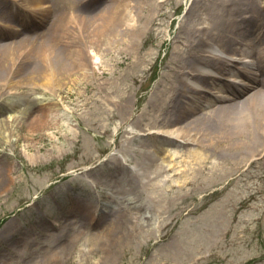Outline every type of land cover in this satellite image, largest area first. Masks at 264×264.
I'll return each mask as SVG.
<instances>
[{
	"label": "rangeland",
	"instance_id": "374dc122",
	"mask_svg": "<svg viewBox=\"0 0 264 264\" xmlns=\"http://www.w3.org/2000/svg\"><path fill=\"white\" fill-rule=\"evenodd\" d=\"M50 3L44 24L28 23L27 31L18 25L21 34L0 44L21 41L31 30L47 40L67 10L84 15L87 27L117 5L125 17L116 26L133 30L123 36L128 43L101 35L86 76L65 67L45 84L33 78L31 61L9 83L0 78V119L15 116L7 122L12 131L0 129V264H264V154L246 161L256 132L246 133L239 147L209 142L224 117L211 111L221 104L213 101L178 112L193 142L165 143L153 134L174 118L168 96L183 87L179 70L225 25L249 30L254 43L256 30H264V0ZM259 38L264 46V31ZM45 102L55 115L29 128ZM148 152L154 177L143 172ZM133 176L141 177L132 186L120 181Z\"/></svg>",
	"mask_w": 264,
	"mask_h": 264
},
{
	"label": "bare ground",
	"instance_id": "6f19581e",
	"mask_svg": "<svg viewBox=\"0 0 264 264\" xmlns=\"http://www.w3.org/2000/svg\"><path fill=\"white\" fill-rule=\"evenodd\" d=\"M0 3H2V5L0 4V8L4 9H0V37L11 35L13 33L21 34L16 25H21L22 31L29 30L26 28L27 18L34 20L35 24H44L43 22L46 21L48 13L52 10L50 0H0ZM74 11L75 10H67L63 12V14L61 13L62 16L60 15L61 18L59 21L57 20L53 31L50 29L47 40H44L46 36L44 32L51 27L50 25L49 27L44 26V34H41L36 30H31L28 34L24 33L26 35L20 38L21 41L11 40L7 43L0 44V71L1 68L3 69V72H0V78L4 77L3 79L9 83L14 76L18 75L21 66L31 61H36V64L31 70V73L35 72L33 78H37V81H42L45 84L53 82L58 71L65 67L68 71L74 69V72L86 76L88 74L87 66L91 58H96V54H98L101 49L100 41H102V36L107 35V38L113 43L118 40L128 43V41L125 42V39L127 38L123 36H126L129 31H132L133 27L122 28L121 25L116 26L117 19L120 18L121 15L124 16V9H119L118 6L115 5L106 13V15L102 14L100 17L93 18L90 25L87 27H84L83 24L84 15L74 13ZM6 12H8L9 15H12L14 19L3 17V14ZM36 26L37 25H35V27ZM119 27L122 28V30H120ZM227 28H224V32L221 34L222 36L218 37L214 33H211V36H208V38L211 37V40L219 45L217 47L221 49L224 48L225 52L230 51L229 53L253 58L224 60L228 63V65H224V76L218 78L214 74L211 75L208 80V84H210L209 81L213 82V79L220 81L221 85L219 89L220 93L217 94L218 97L210 99V97H208L210 92H208L207 97L203 99V91H201V89H197L195 94L192 92V88L194 89L193 85H196V81L201 78L196 71L197 64L201 62L202 58H206L207 62L211 64L213 69H216V67L220 68L217 64L221 63L215 57V54L211 53V50L218 51L217 47L210 45L209 47L211 50L207 51L199 46V50L193 58V61H190L191 65L179 70V74L184 78V84L181 88H174L176 97L173 101L175 102L173 108L175 106V110H179L180 108H183L182 106H185L188 109L187 112H195L198 111L197 109L208 107L213 101H220L221 104L216 108H213L211 111L220 110L221 112H224V117H221L222 123L219 124L215 130L209 132V142L214 144L223 143L224 146L233 143L239 147L244 140L245 134H251V132L255 131L258 140L256 141V139H253L246 144L247 147L251 148L255 145L254 150L246 159V161H249L251 159H257L261 154H264V56L257 54L254 59L253 52L234 46L235 43H238L237 41L242 36V33L236 31L238 29L237 27H230L235 30ZM125 29L129 30L126 31ZM208 33L209 32L205 35L207 36ZM110 35L113 36L111 37ZM118 36L122 37L117 38ZM223 36L228 37L222 38ZM213 37L216 40H213ZM206 40V38H202L203 42H206ZM202 41H199V43L201 44ZM87 43L92 44L93 47L90 49L91 51H87ZM58 46L62 47L63 50H60ZM256 48L257 51L260 52V47L256 46ZM83 50H86L85 54L83 53ZM205 51L209 53H205ZM238 64H243L245 67L253 70H260L259 75H262V77L258 78L257 71L253 70L248 71L251 76H247L237 68ZM179 68H183V66H180ZM1 75L3 76L1 77ZM240 76H243V78L240 79ZM237 78L240 79V81H237ZM246 78L249 79L251 83L255 84V89L251 91L249 95L247 93L252 89L250 86L252 84L245 82L244 79ZM56 79L58 80V77ZM16 81H22V79L16 78ZM230 81L242 88H236ZM243 86L248 87L246 88ZM203 87L205 90L206 85H203ZM208 88L210 87L208 86ZM6 93H9V91H6ZM245 95L246 97H244ZM178 96L183 98L182 102L185 105H181V103L178 102ZM239 97H241L242 100H237ZM1 101L2 99L0 96V102ZM248 101H251V106L245 111H239L238 107L245 106V103ZM257 105H263V108L258 111ZM54 110L52 104L46 102L42 103L37 108L34 116H32L31 121L29 122V128L47 124L50 118L55 115ZM14 117L15 116L11 119H9V117L0 119V129L4 127L2 132H6V130L12 131V125L7 122H13ZM199 118H202V116L195 117L190 123ZM171 120V123L165 124L160 129L154 131L153 134L161 136L162 141L165 143L194 141V137L191 138L186 125L182 126V115L176 114ZM204 136H206V134ZM153 157L154 156L148 152V155L146 156L148 161L144 165L145 169L143 172H146V170H148L149 173L153 172L154 177L157 173L155 170H152V168L156 166V161ZM6 170L9 181H11L13 179V165L10 164ZM247 171H249V169ZM140 177L138 179L136 176L128 178L121 177L120 181L132 186L136 183V180L140 179ZM91 219H94V215Z\"/></svg>",
	"mask_w": 264,
	"mask_h": 264
}]
</instances>
